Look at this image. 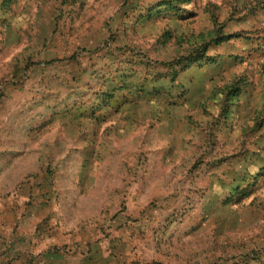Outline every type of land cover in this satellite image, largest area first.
<instances>
[{
  "label": "rangeland",
  "instance_id": "obj_1",
  "mask_svg": "<svg viewBox=\"0 0 264 264\" xmlns=\"http://www.w3.org/2000/svg\"><path fill=\"white\" fill-rule=\"evenodd\" d=\"M0 0V264H264V0Z\"/></svg>",
  "mask_w": 264,
  "mask_h": 264
},
{
  "label": "trees",
  "instance_id": "obj_2",
  "mask_svg": "<svg viewBox=\"0 0 264 264\" xmlns=\"http://www.w3.org/2000/svg\"><path fill=\"white\" fill-rule=\"evenodd\" d=\"M179 1L180 0H167L165 4L168 5L169 7H174L175 3Z\"/></svg>",
  "mask_w": 264,
  "mask_h": 264
}]
</instances>
